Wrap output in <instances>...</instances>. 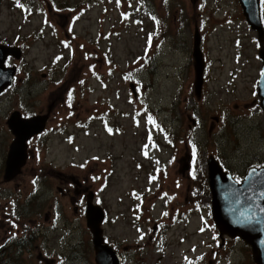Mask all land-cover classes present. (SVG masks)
Segmentation results:
<instances>
[{"label":"rangeland","instance_id":"obj_1","mask_svg":"<svg viewBox=\"0 0 264 264\" xmlns=\"http://www.w3.org/2000/svg\"><path fill=\"white\" fill-rule=\"evenodd\" d=\"M20 2L0 0V43L21 47L19 59L6 60L16 71L0 93L8 227L0 246L4 234L27 242L13 257L0 247L9 259L0 264H96L84 214L90 194L123 264H255L243 240L219 238L206 174L209 157L241 178L264 163L261 44L239 1ZM195 31L205 60L199 96ZM14 111L48 118L29 139L21 172L4 180Z\"/></svg>","mask_w":264,"mask_h":264},{"label":"water","instance_id":"obj_2","mask_svg":"<svg viewBox=\"0 0 264 264\" xmlns=\"http://www.w3.org/2000/svg\"><path fill=\"white\" fill-rule=\"evenodd\" d=\"M248 26L256 31L261 48V74L257 81V97L264 115V30L260 19L259 0H238ZM201 37L195 31L193 36L192 57L194 60L195 80L193 86L197 96L203 84L204 57L200 48ZM8 56L21 57V48L0 43V93L13 84L15 66L5 64ZM47 115L23 117L14 111L7 119V126L13 135L5 159L4 180H11L21 172L27 159V142L43 131ZM207 179L211 192V216L220 237H238L251 247L255 264H264V164L251 167L241 181L223 169L217 159H207ZM255 170V174H253ZM254 213V216H253ZM248 216H253L248 220ZM86 225L91 233V243L96 264H121V257L103 236L102 223L105 219L103 209L93 202L91 194L86 199Z\"/></svg>","mask_w":264,"mask_h":264},{"label":"flooded vegetation","instance_id":"obj_3","mask_svg":"<svg viewBox=\"0 0 264 264\" xmlns=\"http://www.w3.org/2000/svg\"><path fill=\"white\" fill-rule=\"evenodd\" d=\"M9 58V57H8ZM13 225H17V223L16 222H14L13 223ZM18 226V225H17ZM0 227L2 228V229H4V230H8V227H7V224L5 223V221H4V218H0ZM156 229H157V226H155L154 227V230L156 231ZM38 231L37 230H35L34 231V233H37ZM6 234H4L3 236H2V241H3V245L2 246H4V250L5 251H13L12 253H10L9 254V256L8 257H13L14 256V253H21V252H24L25 250H24V246H23V244H25L26 242H27V239L26 238H24V236L23 237H20V238H17L15 241H14V239L15 238H12L11 237V234H10V236H5ZM234 239H239V238H232L231 240H234ZM2 246H0V247H2ZM251 250V249H250ZM0 252H2L4 255H5V252L4 251H0ZM4 255H2V257L4 256ZM251 256H252V253H251ZM121 257H122V261H123V259H124V254H122L121 253ZM253 260V259H252ZM3 261V263H6V262H8L9 261V259L8 258H6L5 257V259L4 260H2ZM11 264H14V263H11Z\"/></svg>","mask_w":264,"mask_h":264},{"label":"snow or ice","instance_id":"obj_4","mask_svg":"<svg viewBox=\"0 0 264 264\" xmlns=\"http://www.w3.org/2000/svg\"><path fill=\"white\" fill-rule=\"evenodd\" d=\"M16 3H17V6L18 7L23 8V4L20 2V0H16ZM117 3H119V0H117ZM152 19L154 21L156 20L155 17H152ZM156 23L158 24L159 21H156ZM151 40H152V36H151V34H149V37H148V43H149V45L151 44ZM57 59H59V57H57ZM262 75H264V73H262ZM130 77H131V74H129V78ZM81 83H83V81H81ZM254 95H255V93H254ZM71 99H72V93H71V91H69V93H68L69 106H70ZM148 122L155 124V121H154V119H153V117L151 115L148 116ZM108 131L111 132L112 130L111 129H108ZM149 140H151V134H149ZM144 148H145L144 154H145V156H147V148H148V145L146 144L144 146ZM192 156H193V163H194L195 162V159H196V148H195V145H193V147H192ZM94 159H98V158H95L94 157ZM253 174H255V170H253ZM152 179H155V177H150V181ZM33 183H35V181H33ZM260 211L264 212V208L260 209ZM163 215H168V214L167 213H164ZM253 216H254V213H253ZM253 216H248L247 219L248 220H251L253 218ZM201 231H203V229H201ZM141 239H143V236H141ZM200 259H202V257Z\"/></svg>","mask_w":264,"mask_h":264},{"label":"trees","instance_id":"obj_5","mask_svg":"<svg viewBox=\"0 0 264 264\" xmlns=\"http://www.w3.org/2000/svg\"><path fill=\"white\" fill-rule=\"evenodd\" d=\"M237 177V175H236ZM5 259V256L2 257L1 253H0V260H4Z\"/></svg>","mask_w":264,"mask_h":264}]
</instances>
